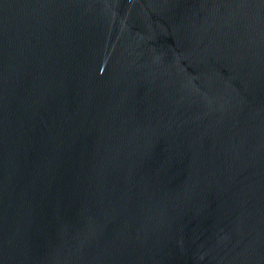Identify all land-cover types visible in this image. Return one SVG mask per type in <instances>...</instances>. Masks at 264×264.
I'll return each instance as SVG.
<instances>
[{"label": "water", "instance_id": "obj_1", "mask_svg": "<svg viewBox=\"0 0 264 264\" xmlns=\"http://www.w3.org/2000/svg\"><path fill=\"white\" fill-rule=\"evenodd\" d=\"M0 264H264V0H0Z\"/></svg>", "mask_w": 264, "mask_h": 264}]
</instances>
